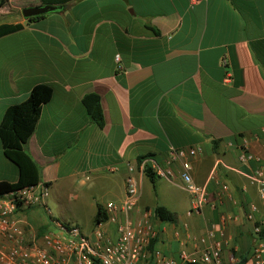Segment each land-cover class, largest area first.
<instances>
[{"label": "crops", "instance_id": "obj_1", "mask_svg": "<svg viewBox=\"0 0 264 264\" xmlns=\"http://www.w3.org/2000/svg\"><path fill=\"white\" fill-rule=\"evenodd\" d=\"M40 6L0 5V26L21 25L0 37V122L35 86L53 89L23 149L39 183L49 186L46 206L51 202L58 218L36 207L18 214L23 226L35 233L57 220L89 234L98 205L123 199L128 164L149 156L166 167L171 146H198L189 173L206 186L208 204L191 212L175 162L171 181L137 175L136 213H151L154 248L167 256L191 250L185 224L195 237L213 224L222 230L223 264L231 255L250 264L254 223L264 220L259 184L250 179L264 172V0H75L38 20L22 16ZM89 94L99 97L102 127L82 104ZM111 167L116 172H107ZM17 180L0 142V182ZM157 206L174 221L156 219ZM104 230L116 237L114 224Z\"/></svg>", "mask_w": 264, "mask_h": 264}, {"label": "built area", "instance_id": "obj_2", "mask_svg": "<svg viewBox=\"0 0 264 264\" xmlns=\"http://www.w3.org/2000/svg\"><path fill=\"white\" fill-rule=\"evenodd\" d=\"M119 62V55L115 56ZM226 65V60H222ZM247 140L242 141L241 161L247 158ZM201 149L198 146L187 149L170 147L166 167L153 159H145L138 165L128 164L125 178L124 197L120 202L105 203L103 210L107 215L106 223L115 225L116 237L112 238L104 224L95 226L89 234L73 223L63 224L52 220L51 227L35 233L28 232L18 214L36 207H43L51 220V212L46 206L50 189L47 184L24 187L0 197V264H223L221 252L223 243L217 239L216 225L211 224L205 235L193 236L184 225L185 236L191 250H182L177 258L167 256L151 246L157 232L151 222V213L139 212L141 197L137 175L145 174L146 166L157 178L171 181L174 176L172 165L179 162L181 188L190 196L191 212H199L208 204V191L205 185L196 184L190 173V160ZM258 163V159H254ZM115 167L107 172H116ZM259 184L260 198L264 200V172L258 168L250 178ZM221 190L225 192L226 186ZM256 208L250 207L248 218L254 219ZM135 214L137 216H135ZM229 217L221 216L222 226ZM264 220H255L253 233L258 243L252 250L250 264H264V240L260 237ZM228 264H240L238 257L231 255Z\"/></svg>", "mask_w": 264, "mask_h": 264}, {"label": "trees", "instance_id": "obj_3", "mask_svg": "<svg viewBox=\"0 0 264 264\" xmlns=\"http://www.w3.org/2000/svg\"><path fill=\"white\" fill-rule=\"evenodd\" d=\"M8 0H0V5H3ZM42 6H56L58 9L75 0H40ZM31 17L30 20H38L42 17ZM21 29V25H1L0 37L14 33ZM154 31V30H153ZM156 32V31H154ZM53 95V89L49 85L35 86L29 97L18 104H15L7 109L0 122V142L5 158L16 166L18 171V180L15 183L0 182V197L24 187L35 186L39 183V169L36 164L25 153L23 147L29 137L32 135L36 123L39 119L41 106L47 103ZM82 104L93 122L97 126H103V116L100 107L99 97L89 94L82 99ZM152 159L149 156L140 157L137 159L136 165L145 159ZM145 175L151 182H154L155 175L146 166ZM154 217L162 222H173L175 215L166 208L157 206L153 210ZM107 215L103 208L98 205L94 217L95 226L106 223ZM264 240V228L260 235ZM156 240V239H155ZM153 240L151 248L154 247ZM243 264V262H240Z\"/></svg>", "mask_w": 264, "mask_h": 264}, {"label": "water", "instance_id": "obj_4", "mask_svg": "<svg viewBox=\"0 0 264 264\" xmlns=\"http://www.w3.org/2000/svg\"><path fill=\"white\" fill-rule=\"evenodd\" d=\"M57 9L58 7L50 6V5H45L40 7H26L22 9L21 13L24 18L28 19L31 17L45 15L47 13L54 12Z\"/></svg>", "mask_w": 264, "mask_h": 264}, {"label": "rangeland", "instance_id": "obj_5", "mask_svg": "<svg viewBox=\"0 0 264 264\" xmlns=\"http://www.w3.org/2000/svg\"><path fill=\"white\" fill-rule=\"evenodd\" d=\"M48 210L52 213V215H54L56 218H58V215L56 213V209H55V206L50 202L49 205H48ZM48 214V213H47ZM93 226V224H91ZM90 225V226H91ZM85 228H88L87 226ZM84 227H82V229L85 231V232H88V229H85Z\"/></svg>", "mask_w": 264, "mask_h": 264}]
</instances>
